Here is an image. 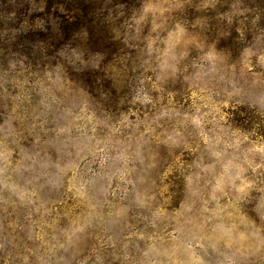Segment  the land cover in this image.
Masks as SVG:
<instances>
[{"label":"rangeland","instance_id":"1","mask_svg":"<svg viewBox=\"0 0 264 264\" xmlns=\"http://www.w3.org/2000/svg\"><path fill=\"white\" fill-rule=\"evenodd\" d=\"M108 2L107 57L1 17L0 264H264V0Z\"/></svg>","mask_w":264,"mask_h":264},{"label":"trees","instance_id":"2","mask_svg":"<svg viewBox=\"0 0 264 264\" xmlns=\"http://www.w3.org/2000/svg\"><path fill=\"white\" fill-rule=\"evenodd\" d=\"M106 2L109 4L108 0H0V28L1 17H6L14 44L39 58L51 54L52 48L69 44L114 56L118 50L114 35L97 12Z\"/></svg>","mask_w":264,"mask_h":264}]
</instances>
